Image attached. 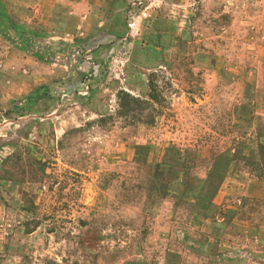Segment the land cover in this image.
I'll return each mask as SVG.
<instances>
[{
    "label": "rangeland",
    "instance_id": "1",
    "mask_svg": "<svg viewBox=\"0 0 264 264\" xmlns=\"http://www.w3.org/2000/svg\"><path fill=\"white\" fill-rule=\"evenodd\" d=\"M108 6L116 39L0 36V264L227 262L214 192L264 178V0Z\"/></svg>",
    "mask_w": 264,
    "mask_h": 264
},
{
    "label": "crops",
    "instance_id": "2",
    "mask_svg": "<svg viewBox=\"0 0 264 264\" xmlns=\"http://www.w3.org/2000/svg\"><path fill=\"white\" fill-rule=\"evenodd\" d=\"M120 4L115 2V14L121 11ZM0 7L5 17L0 36L10 45L25 47L34 31H40L42 35L48 32L52 41L69 43L76 41L82 31L87 35L94 33L96 41L102 38L116 39V34L124 32L123 29L114 28L106 19L108 0H0ZM156 62L150 57V65L154 66ZM261 118L253 121V125L260 130L252 136L260 149L253 155L262 163L264 119ZM238 191L240 193L236 194ZM236 195L238 200L231 199ZM248 200L260 201L256 211L243 207ZM215 203L218 213L213 221L212 240L216 253L224 261L227 259V262L218 264H264V178L259 182L222 183L217 188ZM240 210L244 215L233 213L227 216L230 211ZM237 257L238 262L232 261Z\"/></svg>",
    "mask_w": 264,
    "mask_h": 264
},
{
    "label": "trees",
    "instance_id": "3",
    "mask_svg": "<svg viewBox=\"0 0 264 264\" xmlns=\"http://www.w3.org/2000/svg\"><path fill=\"white\" fill-rule=\"evenodd\" d=\"M4 22H5V17H4V14H3V10H2V8L0 7V29L2 28V27H4ZM152 100H155V99H153V98H151ZM134 104H140V102H138V101H134L133 102ZM216 193H217V191H215L214 192V196L216 195Z\"/></svg>",
    "mask_w": 264,
    "mask_h": 264
}]
</instances>
